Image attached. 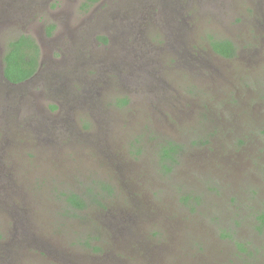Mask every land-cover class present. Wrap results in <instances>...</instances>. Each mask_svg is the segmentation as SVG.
Returning <instances> with one entry per match:
<instances>
[{
    "label": "rangeland",
    "instance_id": "obj_1",
    "mask_svg": "<svg viewBox=\"0 0 264 264\" xmlns=\"http://www.w3.org/2000/svg\"><path fill=\"white\" fill-rule=\"evenodd\" d=\"M84 3L0 0V264H264V0ZM20 34L40 66L11 84ZM96 180L106 209L71 212Z\"/></svg>",
    "mask_w": 264,
    "mask_h": 264
},
{
    "label": "trees",
    "instance_id": "obj_2",
    "mask_svg": "<svg viewBox=\"0 0 264 264\" xmlns=\"http://www.w3.org/2000/svg\"><path fill=\"white\" fill-rule=\"evenodd\" d=\"M98 0H85V7H89ZM54 25L49 24L46 28L47 34H50ZM210 47L213 52L225 58H231L235 55L234 44L229 39H213L211 38ZM40 50L36 40L28 34H20L17 37L8 40L6 43L5 51L2 55V74L3 77L11 84H20L29 80L38 70L40 61ZM119 104L124 105L127 103L126 99L119 98ZM183 145L173 141L166 140L158 145L157 160L160 170L167 174L172 171V168L178 164L180 152ZM95 186L84 187L82 190L74 191L68 190L62 192L70 211H84L89 209L90 206L96 208L106 209L102 202L104 197L115 192L112 190L115 187L112 183L108 184L106 181H95ZM190 199L189 196H181V201ZM197 204L201 203L199 198H195ZM133 209V207H131ZM135 211V209H133ZM75 213V212H74ZM133 213V212H132ZM136 215V214H135ZM74 216H77L75 214ZM259 225L261 228L264 225V213L257 215ZM239 244V243H238ZM88 246V243H85ZM243 250V245L239 244Z\"/></svg>",
    "mask_w": 264,
    "mask_h": 264
},
{
    "label": "water",
    "instance_id": "obj_3",
    "mask_svg": "<svg viewBox=\"0 0 264 264\" xmlns=\"http://www.w3.org/2000/svg\"><path fill=\"white\" fill-rule=\"evenodd\" d=\"M3 75V74H2ZM4 78V77H3ZM5 79V78H4ZM6 80V79H5ZM7 81V80H6ZM8 82V81H7Z\"/></svg>",
    "mask_w": 264,
    "mask_h": 264
},
{
    "label": "flooded vegetation",
    "instance_id": "obj_4",
    "mask_svg": "<svg viewBox=\"0 0 264 264\" xmlns=\"http://www.w3.org/2000/svg\"><path fill=\"white\" fill-rule=\"evenodd\" d=\"M39 66H40V64H39ZM38 68H39V67H38ZM34 75H35V74H34ZM34 75H33V76H34Z\"/></svg>",
    "mask_w": 264,
    "mask_h": 264
}]
</instances>
